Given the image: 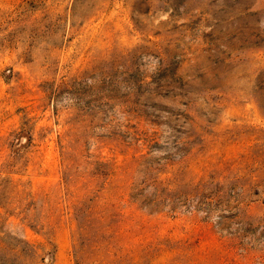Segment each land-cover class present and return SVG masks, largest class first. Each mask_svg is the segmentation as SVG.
Instances as JSON below:
<instances>
[{
	"label": "rangeland",
	"instance_id": "obj_1",
	"mask_svg": "<svg viewBox=\"0 0 264 264\" xmlns=\"http://www.w3.org/2000/svg\"><path fill=\"white\" fill-rule=\"evenodd\" d=\"M0 264H264V0H0Z\"/></svg>",
	"mask_w": 264,
	"mask_h": 264
}]
</instances>
